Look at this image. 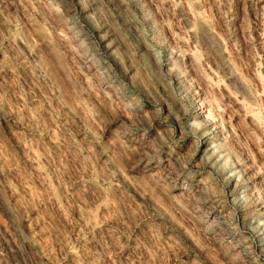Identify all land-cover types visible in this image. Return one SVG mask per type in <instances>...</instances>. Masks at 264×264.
<instances>
[{
  "label": "rangeland",
  "instance_id": "obj_1",
  "mask_svg": "<svg viewBox=\"0 0 264 264\" xmlns=\"http://www.w3.org/2000/svg\"><path fill=\"white\" fill-rule=\"evenodd\" d=\"M0 264H264V0H0Z\"/></svg>",
  "mask_w": 264,
  "mask_h": 264
},
{
  "label": "bare ground",
  "instance_id": "obj_2",
  "mask_svg": "<svg viewBox=\"0 0 264 264\" xmlns=\"http://www.w3.org/2000/svg\"><path fill=\"white\" fill-rule=\"evenodd\" d=\"M133 105V104H132Z\"/></svg>",
  "mask_w": 264,
  "mask_h": 264
}]
</instances>
